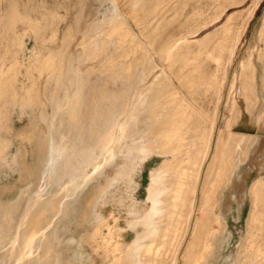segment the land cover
Listing matches in <instances>:
<instances>
[{"label": "rangeland", "instance_id": "1", "mask_svg": "<svg viewBox=\"0 0 264 264\" xmlns=\"http://www.w3.org/2000/svg\"><path fill=\"white\" fill-rule=\"evenodd\" d=\"M115 10L118 14L113 17ZM121 20L130 32L125 37L113 33ZM263 22L264 0H0V79L7 85L10 83L7 96L0 97V146L3 150L0 157V264H38L46 256L58 264L67 261L114 264V253L107 257L102 241L92 239L93 224L78 227L86 206L85 196L96 188L105 187L95 210L113 228V241L120 240L125 246L144 232L142 226L137 230L128 228L127 221L133 217L129 213L136 200L143 210H149L150 174L171 156L154 154L145 163L137 164L132 185L121 179L114 181L116 169L110 166L124 151L135 152L134 143L147 138L144 121L147 106L143 102L150 98L149 85L164 73L173 76L181 94L203 114L200 128H207L212 134L209 152L188 195L178 234L173 236L168 247H159L153 256L154 264H194L195 260H202V245L207 233L217 228L220 240L216 242L213 255L206 256L205 264H244L248 257L257 259L259 251L263 254L259 262L263 261L264 186L259 187L258 193L252 188L257 182H264V143L256 139L258 127L264 123ZM173 39L176 43L165 51L167 41ZM91 42L95 43L91 45ZM137 44L145 45L151 57L146 60L135 50ZM176 53L179 60L175 64ZM51 54L56 55L58 62L66 66L71 64L72 76H77L74 89L57 90L50 74H40L36 69ZM145 62L148 68L153 67L148 69L142 65ZM128 67L132 70L125 73L123 68ZM29 94L34 97V103H26ZM54 94L76 102L81 116L93 113L108 117L109 128L101 139V152L94 154L96 160L77 187L75 200H78H72L70 207L73 212L61 218L46 210L47 206H40L30 219L25 215L19 219L20 210L28 212L31 206L27 202L38 192L39 177L37 174L30 176L27 171L44 162L40 151L41 136L48 130L44 115L50 116L52 108L42 103H47ZM68 108H63V120ZM58 125L65 127V121ZM31 131L34 137L29 141L26 136ZM77 136L75 141L79 142L80 134ZM239 137L245 141L242 145L245 149H237L233 154L231 148ZM231 153L236 155L235 160L228 158ZM104 155L108 159H104ZM233 161L237 165L231 172ZM251 170L254 175L261 176L253 185L239 178L243 172ZM90 178L93 181L88 182ZM206 184L215 202L209 208L203 207ZM252 212L263 222H251ZM211 214L221 217L222 226L211 221ZM53 226L58 234L53 240L54 249L48 251V242L42 232H48ZM17 230H23L26 235L20 242L21 252L31 242L30 254L21 260L22 263L21 257L9 253V248L17 243ZM101 231L104 236L109 233L107 227ZM251 235L255 236L253 250L246 242ZM155 238L152 233L148 234L145 243L149 241L150 245H155ZM116 256L120 258L121 254ZM139 258L142 257L133 259Z\"/></svg>", "mask_w": 264, "mask_h": 264}, {"label": "bare ground", "instance_id": "2", "mask_svg": "<svg viewBox=\"0 0 264 264\" xmlns=\"http://www.w3.org/2000/svg\"><path fill=\"white\" fill-rule=\"evenodd\" d=\"M117 14L118 12L115 10V14L113 17L117 16ZM124 22H125L124 20L123 21L121 20L120 22H118V24H116V27H114L113 29V33H117L123 37L127 36L130 32L127 29L126 24ZM262 29H264V22H263L261 31ZM98 38H97V41H98ZM93 40L96 41V39H93ZM176 41L177 40L175 39L168 40L164 47V50L168 51L176 43ZM92 43H95V42H91V45ZM134 49L139 50L142 53L143 57H146L145 58L146 60L148 59L147 57L150 56L149 55L150 51L146 49L145 45L143 46V44L135 45ZM178 60H179V54L176 53L175 58H174L175 64L177 63ZM146 63L147 62L143 63L142 65H145ZM70 65L66 66V64L61 63V61L58 62L56 60V55L51 54L49 57L47 55V58L43 62H41L39 64V67H37L36 69L38 70L40 74H44V73L50 74L51 80H54L55 81L54 83H56L57 90H60V89H66V90L71 89L72 90L74 89L76 85L75 80L77 79L76 78L77 76H74L76 78L74 79V77L72 76V69ZM248 66L249 64L247 65V67ZM151 67L153 66H150L149 68ZM154 68H155V64H154ZM123 70L125 73H129L132 70V67L123 68ZM172 77H173L172 75H167L166 73L162 74L158 78L156 77L155 82L149 85L150 86L149 87L150 88L149 90L150 98L145 97L146 98V100H144L145 102L142 101L143 103H146V106H147V110H146L147 113H146L145 120L143 119V117H141L146 123L145 127H147V131H148V135H146L147 138L144 140L142 139L141 141L137 143H134L137 146L135 152L124 151L123 153H121L120 157L117 158L116 161L110 166L112 169H116V176H115L114 181L115 180L119 181L121 179L123 181H126L128 184L130 183L132 185V182H133L132 177L136 172L137 164L145 163L154 154L162 155L164 157L171 156V159L167 158L159 166V168L152 171L150 174V184L147 188V193H148L147 203L150 204L149 210L148 211L143 210L144 208L141 205V203H137V200H136V203H134L132 210L129 213L133 217L129 216V217H132V220L127 221L128 228L130 230H137L139 226H142L144 229L143 230L144 232L142 234H138L137 237L132 242L125 244V246L124 244L120 242V240L113 241V236H112L113 228L110 227V225H107V222L105 221L104 217L97 214L95 210L97 203L100 201L101 197H103L102 189H104L105 187L96 188L95 191L93 190L94 192H91V193L89 192L90 194L88 193L85 196L86 206L84 210L81 212L78 227L82 228L83 226H85L86 223L93 224V232H90L92 233L91 235L92 239L94 241H97L99 239L102 241L107 257L110 255V253L112 254L114 253V255H112V257L113 256L115 257L113 258L114 264H154L153 256L157 254V250L158 251L160 250L159 247L160 246L168 247V245L171 243L173 239V236L176 235L177 233L179 223L183 216L184 208L186 206V203L188 202V195L193 185L197 182V178H198L202 163L205 160L209 152V149H210V143H211L210 137L212 133L207 128L202 129L199 126L200 120L203 119V114L200 111L196 110L194 106L181 94V92L178 90L177 86L175 85L174 81L172 80ZM175 78L177 79V77ZM77 82H79V79ZM9 84L7 85L6 82H3V80L0 79V97L7 96V89L9 88ZM77 86L79 87L78 83H77ZM65 99L63 100L57 94H54L53 97L50 98V100H47V103L45 104L42 103L43 105H50L52 108V113L50 116L44 115L45 121L48 125L47 132L41 136L43 141L41 142L40 151L43 154L42 160H44V162L43 164L41 163L38 164L36 169H32L29 172L27 171V173L30 176L37 174V176L39 177L38 182H37L38 192L35 190L37 194L35 193L36 195L31 196L33 200H30L27 202V204L31 206L28 212L24 213V211L20 210V213L18 215L19 219H21L24 215L27 216V218L28 216H30L29 217L30 219L32 217V214H34L36 208L40 206H47V208L49 209H46V210H50V212H52L53 215H58L61 218H64L66 215L71 214V212H73L72 210H70V207L72 205L71 203L75 200V198L78 197L77 187L80 181L82 180V178L85 179L86 170L89 169L88 167L93 165L92 163L96 160L94 157V154L97 151H99V153L101 152L100 151V146H102L101 139L106 135L107 128H109L107 126L109 122V118L103 117V115L93 114V113L91 116H87L86 114L81 116L78 112L77 105H75L76 102L68 98L66 100ZM26 103L28 104L34 103V97L31 94H29ZM63 105L69 107L68 110L67 111L65 110L66 112H64V113L68 112L66 118L63 117L64 120L61 118V114L63 113V110H64ZM126 106H129V104L125 105V107ZM63 115L65 116V114ZM136 118L137 117H135V119ZM57 121L60 122L61 125L65 121V127H63V125L59 126L60 124L57 126V123H58ZM131 121H133V119ZM97 122H99V125L97 124ZM133 122L136 123L135 120ZM141 125H139V127ZM79 129L81 130V132ZM131 129H134V128H131ZM136 129L137 128H135V130ZM141 131L143 130L141 129ZM77 134H80V137H81V140H79V142L75 141ZM134 134L131 133L130 135H134ZM26 137L30 141L34 137L32 131L28 133ZM135 137L138 138L137 136H134V138ZM130 138H132V136ZM234 142H235L234 146L231 148V151L233 152V154L237 153L235 152L237 149H239L240 151L243 150L244 148L243 144L245 141L243 140V138L239 137V138H236ZM133 146L135 145H132V147ZM102 149H104V152H105V148H102ZM128 149L129 148H127V150ZM2 155H3V150L0 146V157ZM105 156L106 155H104V159L105 158L108 159V156L107 157ZM235 157L236 155L234 156L231 153L228 158H231V159L233 158V160H235ZM105 163L107 166V161ZM236 165H237L236 161H233V163H231V168H230L231 172L235 171ZM107 176L108 178H111L109 177V175ZM86 178H88V176H86ZM91 178L89 179V181L88 180L87 181L88 182L93 181L91 180ZM115 183H118V182H115ZM208 183H212V182L208 181ZM261 186L262 187L264 186L263 181H259L256 184H254V186L252 187L254 190L253 189L252 190L258 193L259 190H261V188H259ZM206 187H207V184H206ZM81 190H84V189H81ZM203 191L205 192L204 193L205 200H204L203 207L205 206L206 208L210 206L212 203L214 204L215 202H213V200L208 194L210 192L208 187L207 189L206 188L203 189ZM108 192H110V190H108ZM261 193L263 192L261 191ZM77 200H75V202ZM31 208L34 209L33 212L30 210ZM214 208L215 207L213 206L212 209ZM4 216H6V213H4ZM211 216H212L211 221L216 222L218 223V225L222 226L223 220L221 219L219 215L211 214ZM260 219L262 218H260L258 214H255L252 212L251 222H257V221H260L259 223H261V221L263 222V220H260ZM16 220L18 219L16 218ZM57 220L59 221V218ZM58 223L55 222V224H58ZM199 223L201 224L202 222H199ZM209 224L210 222L208 223V225ZM54 226L51 227V229L48 227L50 229L49 230L47 228L49 230L48 232L47 231L42 232V236L44 235L46 241L48 242L47 243L48 251L54 249L53 240L58 234L57 228ZM104 227H107L109 231L107 236L106 235L104 236L101 231L102 228ZM217 230L219 229L217 228ZM217 230L213 229L212 231H209V233H207V237L204 240V243L202 242L203 251H204V255H202L203 257L201 258L202 260H195L194 264H205L206 256L209 257L213 255L214 250L216 248V242L220 240V237H218L219 233ZM248 230H250V228ZM151 233L153 234V236L156 237L155 238L156 241L152 240V243L157 242L155 243V245L153 244L150 245L149 241L145 243V239L147 235ZM223 233H222V236L224 235ZM255 235L257 237V234ZM24 236L26 235H24L23 230H19L17 232V238H18L17 243L12 245L9 248V253L12 256L16 254L19 258L21 257L20 262L24 258L26 259L30 254L29 249L31 246V242L27 243L25 248H22V250L24 249L23 252L20 251L21 250L20 242L24 240ZM246 242L248 244L249 249H252V247L255 244V236L254 235L249 236V238L246 239ZM123 246L125 248H123ZM242 247L244 246H241V248ZM117 254H121V257L117 258L116 256ZM249 255L251 256V254H248V256ZM256 255L258 258L261 257V255L263 256L262 253L260 254V251ZM136 256L137 257L140 256L142 258L141 259L139 258V260L134 261L133 258ZM258 258L255 260H251L252 258L248 257L244 264H264V260L259 262ZM49 259L46 256L43 259V261L39 262L38 264H50V263L58 264V262H55L54 260L50 261ZM187 261L189 262V259ZM240 262H241V259H240ZM72 263L69 261L66 262V264H72ZM238 263H235V264H238Z\"/></svg>", "mask_w": 264, "mask_h": 264}, {"label": "crops", "instance_id": "3", "mask_svg": "<svg viewBox=\"0 0 264 264\" xmlns=\"http://www.w3.org/2000/svg\"><path fill=\"white\" fill-rule=\"evenodd\" d=\"M258 132L256 134V139L260 142V143H264V123H262L259 127H258ZM258 176L254 175V171H248L247 173H242V175L239 177L241 178L242 182H249L250 185H253V183H255L256 181H258V179H260V175L257 174ZM247 198V197H246Z\"/></svg>", "mask_w": 264, "mask_h": 264}]
</instances>
